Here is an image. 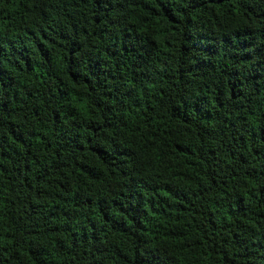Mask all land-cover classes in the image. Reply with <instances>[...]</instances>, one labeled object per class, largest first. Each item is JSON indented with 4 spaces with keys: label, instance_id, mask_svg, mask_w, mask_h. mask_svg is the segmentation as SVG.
<instances>
[{
    "label": "trees",
    "instance_id": "16d2710c",
    "mask_svg": "<svg viewBox=\"0 0 264 264\" xmlns=\"http://www.w3.org/2000/svg\"><path fill=\"white\" fill-rule=\"evenodd\" d=\"M0 264H264V0H0Z\"/></svg>",
    "mask_w": 264,
    "mask_h": 264
}]
</instances>
